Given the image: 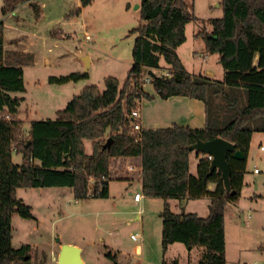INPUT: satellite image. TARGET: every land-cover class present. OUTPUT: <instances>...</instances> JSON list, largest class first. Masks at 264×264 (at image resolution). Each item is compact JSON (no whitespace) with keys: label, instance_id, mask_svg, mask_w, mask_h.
<instances>
[{"label":"trees","instance_id":"trees-1","mask_svg":"<svg viewBox=\"0 0 264 264\" xmlns=\"http://www.w3.org/2000/svg\"><path fill=\"white\" fill-rule=\"evenodd\" d=\"M2 1L3 15L24 3L36 18L40 15L31 0ZM92 1L80 0V5L84 8ZM220 5L222 17L210 21L211 32H199L196 37L208 54L219 56L222 82L193 77L176 54L186 41V25L196 20L185 0H140V22L131 30L135 34L132 65L123 83L107 77L102 92L94 85L84 87L56 112L54 120L29 122L25 137L16 118L22 99L12 94L25 92L23 67L32 64L33 56L4 50L0 23V113L9 118L0 117V264H29L30 246L14 249L11 244L12 218H33L30 207L17 199L18 188H68L77 200L107 199L111 158H139L142 194L164 201L160 213L163 254L180 243L188 250L202 248L197 264H226L225 206L240 196L253 133L264 134V0H221ZM80 12L76 8L72 15ZM161 60L167 66L165 73L149 76L154 90L164 100L183 97L202 102L203 128L172 125L132 131L131 112L139 100L151 99L143 91V72L159 69ZM85 78L87 73H72L50 77L49 83L64 85ZM216 138L232 143L243 157L226 156L232 195L225 192L220 171H210L207 156L197 153L196 175L189 170V147L197 140ZM109 139L110 147L103 149ZM85 140L91 143L90 155ZM12 152L22 156L20 166L12 163ZM87 176L94 180L89 194ZM204 197L210 200L207 217L173 213L167 202Z\"/></svg>","mask_w":264,"mask_h":264},{"label":"rangeland","instance_id":"rangeland-1","mask_svg":"<svg viewBox=\"0 0 264 264\" xmlns=\"http://www.w3.org/2000/svg\"><path fill=\"white\" fill-rule=\"evenodd\" d=\"M31 3L40 10L38 18L28 3L18 5L25 6L17 12L18 16L6 18L0 0L4 50L33 56L32 64L23 67L25 92L12 94L22 99L16 118L22 122L23 137L27 136L29 122L54 120L56 112L64 109L84 87L94 85L102 92L107 77L123 83L132 65L135 34L131 30L140 22L139 10L135 8L140 0H93L84 8L80 0ZM185 3L196 20L186 25V41L176 54L193 77L222 82L224 70L219 56L208 54L203 41L196 37L199 32H211L210 21L222 17L221 0H185ZM76 8H81L78 16L72 15ZM85 56L92 62L87 78L64 85L49 83L50 77L84 73L80 58ZM166 69L161 60L159 69L153 73L163 75ZM142 76L143 91L151 99L137 102L135 111L140 115L137 121L140 126L145 129H165L174 123L202 126L198 117L204 112L202 102L183 97L164 100L154 90L147 70ZM1 116L9 119L5 114L0 113ZM84 146L90 154L91 143L85 140ZM260 147L264 149V134L254 132L240 196L225 206L226 264H264V151ZM192 153L189 170L196 175L197 153ZM202 156L205 155L199 153ZM11 160L16 166L22 164V156L14 152ZM255 168L258 174H254ZM109 181L107 199L77 200L68 188H18L16 197L30 207L33 218L26 220L17 215L12 218V247L30 246L29 264H58V247L65 242L79 246L82 264L198 263L200 247L188 250L175 243L162 253L161 198L143 196L140 203H134L135 193L142 196L137 183L130 187L123 181ZM93 183L88 181V194ZM125 187H129L131 195ZM207 203L200 199L174 200L171 210L207 217ZM132 235H138V240H131Z\"/></svg>","mask_w":264,"mask_h":264},{"label":"water","instance_id":"water-1","mask_svg":"<svg viewBox=\"0 0 264 264\" xmlns=\"http://www.w3.org/2000/svg\"><path fill=\"white\" fill-rule=\"evenodd\" d=\"M139 9V5L135 7ZM81 61L85 66L84 73L87 72L89 68V59L87 56L82 57ZM150 77H154L152 71H148ZM111 145V140L109 139L103 146V149H108ZM191 152L200 153L205 156H211L210 161V171L218 170L221 173V178L224 184L225 192L227 194H234L230 187V170L228 163L226 161V156L228 153H233V157L237 160H241L242 154L239 151H235L234 145L222 138H216L211 141L202 142L197 140L192 146L189 147ZM27 259V257L25 258ZM58 264H82L81 260V249L77 246L71 244H60L59 254H58Z\"/></svg>","mask_w":264,"mask_h":264},{"label":"crops","instance_id":"crops-1","mask_svg":"<svg viewBox=\"0 0 264 264\" xmlns=\"http://www.w3.org/2000/svg\"><path fill=\"white\" fill-rule=\"evenodd\" d=\"M31 2H32V0H31ZM25 8V6H18L16 9H15V11L14 12H11V14L10 13H8V14H6V15H4V17H6V18H11V16H14V17H16V16H18L17 15V12L18 11H20L21 9H24ZM1 24H2V26H3V22H1ZM3 28H4V26H3ZM21 51V50H20ZM82 58V57H81ZM80 58V59H81ZM91 65H92V62H91V60H89V68L91 67ZM197 106V105H196ZM199 117V119H200V121H202L201 122V124H202V126H199L198 128L197 127H192L190 124H185V125H178L177 123H174L173 125H178V126H184V127H189V128H191V129H201V128H203L204 127V125H205V109H204V112H202V114H200V116H198ZM201 117L203 118V119H201ZM198 120V119H197ZM141 128L142 129H145V128H143L142 127V125H141ZM87 154V153H86ZM91 154V153H90ZM90 154H87V155H90ZM192 154H194V153H191L190 154V156L192 155ZM189 160H190V157H189ZM197 162H198V158H197ZM196 165H197V163H196ZM189 168H190V166H189ZM140 170H141V161H140V159L139 158H111L110 159V161H109V176H108V179L109 180H118V181H123L124 183H126L127 185H129L130 187H131V185L133 184V183H137L138 184V186H139V189L141 190V180H140ZM190 173H191V171H190ZM192 174V173H191ZM193 175V174H192ZM109 183V192H110V181L108 182ZM208 189L209 190H212L213 189V186L212 185H210L209 187H208ZM126 192H128L129 193V195H131L130 194V189H129V187H125V189H124ZM141 192H142V190H141ZM136 194V193H135ZM134 196V195H133ZM143 194H142V198H143ZM109 198V197H108ZM200 200H206L208 203V205H209V202H210V200H209V198H207V197H204V198H202V199H200ZM142 201V199L140 200V201H138V202H135L134 201V199H133V202L134 203H140ZM171 201H174V200H168L167 202H168V205H169V207H170V210H171ZM176 201V200H175ZM179 204H181V202L179 203ZM208 205H207V210H208ZM172 211V210H171ZM173 212V211H172ZM174 213V212H173ZM196 214V213H195ZM197 215V214H196ZM206 215V214H205ZM204 215V216H205ZM138 218V217H137ZM225 225V224H224ZM65 243H67V244H71V245H74V246H77V247H79L77 244H75V243H70V242H65ZM65 243H63V244H65ZM172 246V245H171ZM170 247V246H169ZM168 247V248H169ZM60 249V244H59V247H58V250ZM137 250L139 251L140 250V247H137ZM168 250V249H167ZM58 255V254H57Z\"/></svg>","mask_w":264,"mask_h":264},{"label":"built area","instance_id":"built-area-1","mask_svg":"<svg viewBox=\"0 0 264 264\" xmlns=\"http://www.w3.org/2000/svg\"><path fill=\"white\" fill-rule=\"evenodd\" d=\"M85 39H86V40L89 39V35H88V34L85 35ZM165 75H167V74H165ZM130 117H131V119H133V121H134V122L132 123V131H133V132H138V131H140L142 128H141L140 124L137 122V121L140 119V115H139V113H138L137 111H133V112H131ZM260 151H264L263 147H260ZM207 159H208L209 161L212 160L211 156H207ZM253 172H254V174H258V173H259V170L255 168V169L253 170ZM87 177H88V181L93 180L92 177H90V176H87ZM103 180H104V179H103ZM93 181H94V180H93ZM133 199H134L135 202H138V201H140V200L142 199V196L139 195L138 193H136V194H134ZM131 240H133V241H137V240H138V235H135V236L132 235V236H131Z\"/></svg>","mask_w":264,"mask_h":264}]
</instances>
